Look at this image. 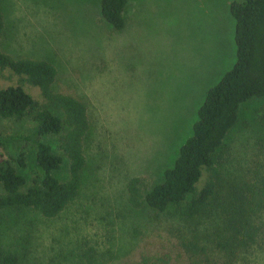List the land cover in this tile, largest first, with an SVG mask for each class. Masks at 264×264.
<instances>
[{
	"label": "rangeland",
	"instance_id": "1",
	"mask_svg": "<svg viewBox=\"0 0 264 264\" xmlns=\"http://www.w3.org/2000/svg\"><path fill=\"white\" fill-rule=\"evenodd\" d=\"M0 1V47L50 61L54 88L87 104L90 125L75 199L52 218L0 212V245L18 255L17 264H223L212 219L185 222L171 209L134 208L126 184L136 176L150 187L162 180L206 91L233 66V0H130L120 31L102 19L99 0ZM18 82L7 70L0 77V86ZM22 85L42 100L36 87ZM263 106L245 104L217 151L223 182L264 174L256 117ZM7 126L0 120V131ZM209 174L203 171L198 188ZM260 253L241 264H264Z\"/></svg>",
	"mask_w": 264,
	"mask_h": 264
},
{
	"label": "trees",
	"instance_id": "2",
	"mask_svg": "<svg viewBox=\"0 0 264 264\" xmlns=\"http://www.w3.org/2000/svg\"><path fill=\"white\" fill-rule=\"evenodd\" d=\"M129 1L99 0L101 17L112 29L125 27ZM229 10L235 21L233 66L206 91L191 135L164 169L162 180L150 187L146 176L132 177L126 193L134 208L158 213L171 209L185 222L212 219L218 259L241 264L264 250V174L223 182L215 155L245 104L264 100V0H233ZM5 23L0 4V40ZM5 70L19 82L0 86V120L8 122L7 131H0V212L19 209L52 218L82 186L84 139L90 128L87 104L54 88L57 72L48 60L15 57L0 47V77ZM22 83L36 87L42 100ZM256 117L257 142L264 152V106ZM204 170L209 178L198 188ZM17 262L18 255L0 245V263Z\"/></svg>",
	"mask_w": 264,
	"mask_h": 264
}]
</instances>
